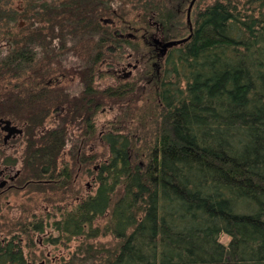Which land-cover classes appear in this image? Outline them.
<instances>
[{
  "label": "trees",
  "instance_id": "trees-1",
  "mask_svg": "<svg viewBox=\"0 0 264 264\" xmlns=\"http://www.w3.org/2000/svg\"><path fill=\"white\" fill-rule=\"evenodd\" d=\"M9 1L0 0V118L21 123L25 135L12 184L64 192L73 171L86 167L90 174L91 165L98 185L72 209L58 207L59 218L17 221L18 230L0 239V264H33L21 234L29 235L25 246L32 247L29 232L45 229L57 232L48 237L52 243L85 239L55 264H264V0L194 7L191 32L174 0H138L139 26L149 28L154 12L166 39L190 35L159 58L148 38L118 36L99 21L112 12L113 0H35L23 10ZM55 28L59 38L68 34L87 53L76 72L82 93L72 100L48 77ZM182 28L185 34H173ZM100 44L120 54L131 48L141 66L132 81L94 87L96 64L104 57ZM143 95L153 103L148 118L154 130L123 133L133 116L130 102ZM108 102L120 105L123 115L107 121L98 136L94 116ZM57 104L64 112L45 128ZM68 124L81 130L76 142ZM96 141L106 146L105 157L94 147L85 153ZM68 142L74 167L66 161L59 166ZM17 161L9 155L3 164L10 168ZM47 202L54 206V199ZM107 235L116 240L110 247L86 241Z\"/></svg>",
  "mask_w": 264,
  "mask_h": 264
},
{
  "label": "rangeland",
  "instance_id": "rangeland-1",
  "mask_svg": "<svg viewBox=\"0 0 264 264\" xmlns=\"http://www.w3.org/2000/svg\"><path fill=\"white\" fill-rule=\"evenodd\" d=\"M29 1L35 0H10L9 6L18 10H23L24 6H26ZM49 1L57 5L63 0ZM213 1L214 0H199V2H196L195 7L201 8L205 5L211 4ZM112 6L113 9L119 13L118 17L112 16L114 23L109 26L118 28L125 33L133 31L128 29L127 26L124 27L123 19L126 23L131 22L135 26H139L140 22L136 17L137 14L142 11L138 7L137 0L128 4H125L123 0H113ZM122 16H124V18H121ZM179 16L182 20L185 19L184 15ZM18 22H20V28H24L27 25L23 20H18ZM122 28H124V30H122ZM67 30L68 29H66L65 32H67ZM150 31L154 32V29L151 28ZM53 32L54 37L51 40V46L54 48V53L51 55L49 64L46 65V67L49 68L48 77L54 81V87H57L56 89L58 92H61V95L65 94L70 100H72L82 93V82L76 72L85 60L87 53L82 48L81 42L73 43L68 34H66L64 38H59L58 28H55ZM184 32L185 28H182V31L174 30L173 34H183ZM1 33L2 32H0V36ZM135 34L137 37H140L139 33ZM46 39L48 40L49 37ZM139 40L142 41V39ZM92 45L93 43L91 44L90 42L89 49L93 48L91 47ZM5 47L6 46H4L3 49H5ZM131 53L132 50L130 47H125L122 54H120L119 51L111 52L106 50L103 52L104 57L96 64V69L98 68V71L102 75H100V77L96 75L94 87L96 89H104L108 86H115L118 83L132 81L141 70V66L137 64L134 56H130ZM11 83H13V81ZM145 98L147 99L146 95H143V97L139 96L135 101L134 97V102H130L129 111L133 114V116L132 118H127V128L122 130L123 133L130 132L136 136H142L154 130V123H152L151 119L148 118V115L151 114L150 112L153 111V103L146 104V101H144ZM110 104L112 103L108 102L107 105L102 106L95 113L94 121L98 129V136L104 133L107 121L116 120L118 117H122L123 115L120 105L117 106L113 104L110 106ZM59 115V110L55 111L54 107H52L49 116L45 120V128L56 125L59 121ZM141 116H144V119L146 120L144 125H142L144 119L141 118ZM12 123L22 128L21 123L16 121H12ZM67 127L70 139L75 141L81 130L77 128L76 124H68ZM24 143V133L10 139L6 144H3L0 141V167L4 165L3 159L5 156L11 155L12 157L18 159L16 165L9 169L11 175L21 168L20 158L23 153ZM71 145L72 142H68L63 157L59 159V166L61 163L66 161L69 164V167H74L73 159L67 153ZM92 148L94 150L93 152H96L99 155L104 154L105 157L107 148L100 141L88 144L85 149V153L89 154ZM104 157L101 156L102 159ZM89 169H91L90 174L87 172L88 169L86 167L75 169V171H73V183L69 189L64 192L44 193L31 191L24 187H12L3 191L0 189V239H2V237H9L11 235L10 230L12 229L16 232L18 228L13 227V225L19 220L24 221L26 218L32 219L34 218L33 216H35V220L43 218L51 221L53 218H59V212L57 211L58 207L62 210H70L77 204L78 197L93 194L98 184L95 181L93 174L94 167L90 165ZM47 199H54V206L49 205L50 203L47 202ZM104 222L105 219L102 218L98 219L95 223L97 225H102ZM45 230L46 231L44 233L36 231L29 232L30 237H32L34 241V245L32 247L25 246L27 243V236L29 235H25L23 233L21 234L23 252L25 255L34 260L33 264H55L61 259L67 260L73 253L76 252L78 245L85 240L83 237L75 238L72 236L68 239L65 237L61 238L57 243H52L48 240V237L50 235L56 236L57 232L52 229ZM221 240L227 242L229 237L223 235ZM86 241L95 245L102 244L105 247H110L116 242L115 238L111 235L100 236L95 239H87Z\"/></svg>",
  "mask_w": 264,
  "mask_h": 264
},
{
  "label": "flooded vegetation",
  "instance_id": "flooded-vegetation-1",
  "mask_svg": "<svg viewBox=\"0 0 264 264\" xmlns=\"http://www.w3.org/2000/svg\"><path fill=\"white\" fill-rule=\"evenodd\" d=\"M196 1L197 0H174V2H176L175 6H174V9L177 11V14L185 16L188 32H191L192 30L190 31L189 24L187 23V14L189 12L190 21H191V12H192L193 8L196 5ZM123 2H125V4H128L130 2L131 3L135 2V0H123ZM191 3H192V5L190 7ZM111 11L112 12L108 15L109 17L106 16V15H104L103 17H99V21L103 25H113L114 21L112 20V16L113 17H118V13L119 12H116L114 9H112ZM137 17H138V14H137ZM148 25H149V28H146V27H142V26H135L134 24L131 25V24L128 23L127 24V28L131 29L133 32L129 31V32L125 33L123 31H121L120 29L115 28L114 31H113V34H117L118 36H121V37L125 36L127 38H136V34L135 33H139L140 37L143 40H146L147 38L150 40V45L153 48L152 50H153V53L155 54L156 58L164 56L169 47H167V49L165 51L161 52L160 51L161 46L159 44H157L156 42H154V40L157 39V40H159V42L163 43V42L168 41V40H177V39H166L164 37V34H163L164 33V27L162 26V24L160 22L155 20V13L154 12H152L151 15L148 17ZM151 28L154 29V32L150 31ZM101 31H106V29H101ZM185 32L183 34H185ZM100 46L103 47L102 44H100L99 47ZM170 47H172V46H170ZM103 48H104L103 52H105L106 51V49H105L106 47L104 46ZM101 53L102 52H100V54ZM96 67H97V65H96ZM97 71H98V68H97ZM97 75H98V77H100L101 73L98 71ZM95 77L96 76H94V79H93V85H94ZM54 110L55 111L59 110V113H63L64 112V105L62 106L60 104H57V105L54 106ZM0 134H1L0 135V141L3 144H6L10 139L15 138L16 136H19V135L12 136L6 142H4L3 138H4V135H5V132L0 130ZM10 168H9V166H6V165H3V166L0 167V184H3L2 186H0V189H2L1 191L5 190V189L12 188V187H15L14 184H12V183L15 180V178L17 177V175H18L17 173H19V170H17L14 174L11 175L10 174V170H9Z\"/></svg>",
  "mask_w": 264,
  "mask_h": 264
},
{
  "label": "water",
  "instance_id": "water-1",
  "mask_svg": "<svg viewBox=\"0 0 264 264\" xmlns=\"http://www.w3.org/2000/svg\"><path fill=\"white\" fill-rule=\"evenodd\" d=\"M191 5H192V3L190 4V7H191ZM187 23L189 24V29L191 31L192 30V24L190 21L189 12L187 14ZM189 36L190 35H188L185 38L177 39V40H168V41H165L163 43L159 42V40L156 39V40H154V42H156L157 44H159L161 46L160 51L163 52L167 49V47L174 46V45L180 44L182 42H185L187 40V38H189ZM0 130L5 132V135L3 138L4 142H6L12 136L21 135L23 133V130L21 127H18L17 125L13 124L10 119H6V118H0ZM2 185L3 184H0V186H2Z\"/></svg>",
  "mask_w": 264,
  "mask_h": 264
}]
</instances>
